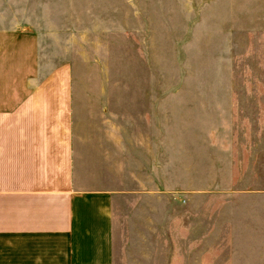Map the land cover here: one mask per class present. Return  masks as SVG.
<instances>
[{
	"label": "crops",
	"instance_id": "obj_1",
	"mask_svg": "<svg viewBox=\"0 0 264 264\" xmlns=\"http://www.w3.org/2000/svg\"><path fill=\"white\" fill-rule=\"evenodd\" d=\"M51 13L0 0V264H119L126 219L144 233L186 232L201 211L264 222V191L235 187L243 130L219 127L224 102L155 95L147 65L122 78L104 49L75 55Z\"/></svg>",
	"mask_w": 264,
	"mask_h": 264
},
{
	"label": "rangeland",
	"instance_id": "obj_2",
	"mask_svg": "<svg viewBox=\"0 0 264 264\" xmlns=\"http://www.w3.org/2000/svg\"><path fill=\"white\" fill-rule=\"evenodd\" d=\"M43 1L59 29L72 27L75 55L93 59L104 49L122 78L147 65L155 95L224 102L219 127L233 120L243 130L235 171L246 182L235 187L264 191V0ZM226 212L201 211L186 232L172 222L167 232H135L126 219L119 264H264V222L214 224Z\"/></svg>",
	"mask_w": 264,
	"mask_h": 264
}]
</instances>
